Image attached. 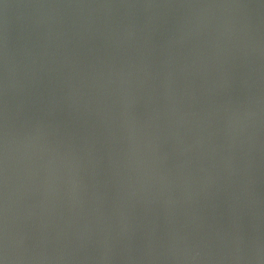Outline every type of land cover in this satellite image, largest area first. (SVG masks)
Segmentation results:
<instances>
[{
  "label": "water",
  "instance_id": "1",
  "mask_svg": "<svg viewBox=\"0 0 264 264\" xmlns=\"http://www.w3.org/2000/svg\"><path fill=\"white\" fill-rule=\"evenodd\" d=\"M0 264H264V0H0Z\"/></svg>",
  "mask_w": 264,
  "mask_h": 264
}]
</instances>
